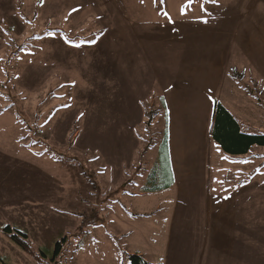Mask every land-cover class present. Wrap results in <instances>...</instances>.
<instances>
[{"label":"rangeland","instance_id":"rangeland-1","mask_svg":"<svg viewBox=\"0 0 264 264\" xmlns=\"http://www.w3.org/2000/svg\"><path fill=\"white\" fill-rule=\"evenodd\" d=\"M230 1L207 5L197 0L202 7L191 5L187 15L228 12ZM182 2L189 0H0V264H74L76 259L80 264H130L127 254L123 261L125 250L152 256L153 248H137L142 221L129 223L141 228L136 234H120L127 225L123 218L139 210L133 204L142 202L147 209L152 198L172 202L170 191L163 197L138 193L156 185V161L164 158V117L150 105L154 85L128 89L125 79H115L105 36L122 21L179 17ZM126 55L116 51L115 61ZM232 55L242 61L238 53ZM168 65L179 67L178 62ZM235 73L236 68L228 73L230 83ZM255 102L246 100L249 109L237 106L239 116H249ZM258 115L253 117L261 127L251 122V133L264 131V117ZM216 150L212 145L210 175H218V152L239 157ZM250 154L253 173L239 175L243 180L230 183L235 185L231 189L251 179L263 181L264 146H253ZM227 168L234 169L225 165L222 170ZM208 183L217 185L213 179ZM262 197L251 202L253 213ZM111 202L117 206L110 209ZM151 220L157 224L155 217ZM8 225L26 234L33 255L8 237ZM160 230L165 235L164 225ZM57 241L63 248L54 262L50 252ZM242 242L264 253L262 238L236 242V255ZM161 248H155L156 255ZM210 263L222 264L215 255Z\"/></svg>","mask_w":264,"mask_h":264},{"label":"crops","instance_id":"crops-1","mask_svg":"<svg viewBox=\"0 0 264 264\" xmlns=\"http://www.w3.org/2000/svg\"><path fill=\"white\" fill-rule=\"evenodd\" d=\"M196 1L187 2L190 6L182 2L183 8L179 3L184 11L179 17L150 22L122 21L109 28L105 36L115 79H125L128 89L143 83L154 85L150 105L164 117V158L156 161L160 163L155 169L156 185L138 193L142 197L149 193L163 197L170 191L173 196L169 205L162 199L154 202V198L147 209L142 202L133 204L139 210L123 218V224L127 225L120 235L136 234L141 228L129 223L142 221L138 236L143 240L137 248L154 251L149 257L142 250H125L129 253H124L123 261L125 254H137L153 263L212 264L215 255L222 264H264V253L246 246L252 241L242 242L238 255L234 252L240 240L264 238V202L256 205L253 213L257 195H264V179L260 184L255 179L245 180L233 189L235 185L230 184L242 181L237 179L239 175L253 173L247 161L253 158L247 155L253 146L247 154H229L239 156L233 159L218 152V175L209 172L213 167L212 145L225 152L212 137L217 103L235 116L244 133H264L260 128L254 133L248 130L251 122L256 124L255 128L261 127L253 114L264 117L261 109L264 108V0H231L233 9L228 12L187 15L191 5H201ZM213 3L207 0V5ZM116 51L127 54L124 61H115ZM233 52L241 56V62L233 59ZM172 62L173 66L178 62L179 67L168 65ZM233 68L236 73L229 75L233 80L230 83L228 73ZM233 100H242L246 108V100L256 102L250 115L242 117L237 106L243 104L236 103L234 107L226 104ZM245 111L247 115L249 110ZM225 165L234 169L223 171ZM230 170L234 172L231 174ZM212 179L217 185L208 183ZM119 204L122 206L123 202ZM107 206L111 209L117 205L111 202ZM151 217H155L158 225L152 224ZM147 218L151 225L147 224ZM163 225L165 235L160 230ZM159 247L162 248L158 256L155 248ZM74 262L80 264L78 259Z\"/></svg>","mask_w":264,"mask_h":264},{"label":"trees","instance_id":"trees-1","mask_svg":"<svg viewBox=\"0 0 264 264\" xmlns=\"http://www.w3.org/2000/svg\"><path fill=\"white\" fill-rule=\"evenodd\" d=\"M16 49H18V47H16ZM214 114L212 137L226 153L232 155L247 154L254 145L264 146V133L249 134L241 131V126L237 122L235 116H233L223 104H216ZM16 115L18 117H20L19 115L24 116L20 110H16ZM5 233L8 237L12 238L20 248L33 255L34 250L32 251L30 248L29 241L24 232L8 225L5 228ZM54 247L53 252H50V255L53 256L50 259L55 262L63 247L62 243L59 241L55 243ZM44 253L46 255V252ZM128 256L130 257V264H162L147 261L143 256L137 254Z\"/></svg>","mask_w":264,"mask_h":264},{"label":"snow or ice","instance_id":"snow-or-ice-1","mask_svg":"<svg viewBox=\"0 0 264 264\" xmlns=\"http://www.w3.org/2000/svg\"><path fill=\"white\" fill-rule=\"evenodd\" d=\"M191 2V0H189V3ZM213 2H216V0H213ZM73 11H77V9H73ZM166 16L168 15L167 13H164ZM49 35H52V33H49ZM92 43H94L95 41H91Z\"/></svg>","mask_w":264,"mask_h":264}]
</instances>
